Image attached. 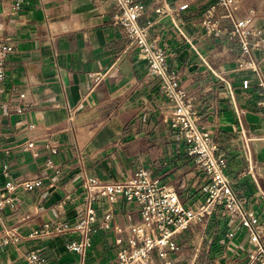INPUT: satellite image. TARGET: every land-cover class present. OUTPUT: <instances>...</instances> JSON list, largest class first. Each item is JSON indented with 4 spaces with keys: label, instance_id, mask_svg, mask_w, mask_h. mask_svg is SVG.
Masks as SVG:
<instances>
[{
    "label": "crops",
    "instance_id": "obj_1",
    "mask_svg": "<svg viewBox=\"0 0 264 264\" xmlns=\"http://www.w3.org/2000/svg\"><path fill=\"white\" fill-rule=\"evenodd\" d=\"M144 2L141 23L149 24L150 38L166 49L179 85L216 135L235 190L264 220V108L257 104L254 74L238 68V36L227 32L245 17L264 31V0H245L233 12L216 0H174L176 9L186 5L183 34L170 17H157L152 0ZM211 4L223 28L220 37L202 26ZM116 13L113 0H0V37L14 48L0 82V237L11 226L23 236L0 246V264H32L27 257L34 249L47 264H75L73 233L30 234L47 223L80 218L85 176L120 180L146 167L175 187L185 206L203 197L208 178L166 120L158 79L147 76L145 60L114 23ZM50 35L56 36L53 42ZM255 56L264 71V49ZM112 65L115 74L94 85L91 74ZM214 72L224 74L229 85ZM52 139L59 141L55 153L45 145ZM30 140L39 145L38 155L24 149ZM28 180H35L31 187L21 185ZM14 183L17 188L10 189ZM97 206L102 214L105 202ZM114 207L112 227L96 229L85 264H115L118 238L141 220L138 205L123 196ZM175 239L173 264H261L249 257L254 244L248 228L223 206Z\"/></svg>",
    "mask_w": 264,
    "mask_h": 264
},
{
    "label": "built area",
    "instance_id": "obj_2",
    "mask_svg": "<svg viewBox=\"0 0 264 264\" xmlns=\"http://www.w3.org/2000/svg\"><path fill=\"white\" fill-rule=\"evenodd\" d=\"M117 13L114 23L119 25L129 46L135 47L137 55L147 64V76L155 77L159 82V94L165 100L166 120L186 141L188 154L194 160L195 167L204 173L208 180L203 187V197L193 207L185 206L175 187L161 182L153 170L140 167L129 176L120 180H99L92 176L82 179L84 197L79 205L80 218L71 223H47L30 236L57 235L70 232L75 235L69 247L78 255L75 264H85L88 249L92 246L96 229H110L115 212V203L123 196L135 202L141 213V220L129 225L126 237L118 238L119 246L115 264H173L171 253L179 248L175 236L193 225L208 220L221 206L229 217L239 218L249 230V239L254 244L249 257L264 264V220L246 207L245 200L235 190V183L227 174L228 160L219 154L216 135L209 132L201 121V113L195 99L190 96L178 82V75L170 69L167 52L158 45L156 39L149 36V24L141 23L146 11L144 0H113ZM174 0H152L153 10L157 17H170L179 33L183 34L181 11L186 5L176 9ZM245 0H216V4L227 7L233 12ZM216 4H211L202 13V26L208 35L220 37L223 28L216 16ZM231 13L228 14L230 16ZM1 30V28H0ZM238 36L240 55L238 68L251 71L255 76L258 106L264 108V71L259 66L256 52L264 49V31L251 26V17L240 18L227 30ZM56 36L50 35L53 42ZM14 50L13 46L0 37V82L6 77L4 63ZM113 65L105 72H94L91 78L94 85L99 84L106 75H114ZM215 75L229 85L228 78L219 72ZM251 79L244 80V86H250ZM24 96V94H21ZM52 153L59 149L57 139L48 140L45 144ZM38 155L39 145L30 140L23 145ZM35 180L21 183L25 188ZM18 184H10V189ZM264 197V192H262ZM105 202L102 214L97 204ZM18 226L4 230L0 237V246L22 238ZM32 264H47L40 256V250L34 249L28 254ZM160 260V262H158Z\"/></svg>",
    "mask_w": 264,
    "mask_h": 264
}]
</instances>
